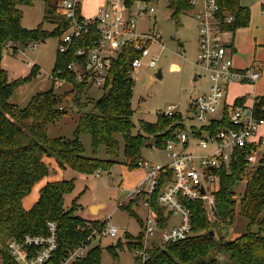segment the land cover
Listing matches in <instances>:
<instances>
[{"label":"trees","instance_id":"1","mask_svg":"<svg viewBox=\"0 0 264 264\" xmlns=\"http://www.w3.org/2000/svg\"><path fill=\"white\" fill-rule=\"evenodd\" d=\"M35 0H0V62L5 48L17 50L31 42L45 41L49 35L59 38L68 27L67 20L59 12L57 0H43L45 3L43 22H55L57 28L48 32L43 22L35 29L23 26L22 5H32ZM132 1V0H131ZM171 9L170 18L179 21L180 16L191 10L189 0H167ZM222 12L234 15L232 27H247L250 24L251 10L242 0H218ZM264 7V6H263ZM80 42L77 41V45ZM135 54L124 49L114 63L112 89L107 88L98 100L86 94L84 83L75 82L76 105L80 107L74 130V137H50L48 127L51 122L66 114L59 106L54 88L36 93L25 107L19 106L12 98L17 86L28 82L32 75L21 80H10L8 72L0 64V261L2 264H18L10 255L8 241L26 234H45L47 222L58 223V251L51 261L62 260L72 248L85 242L90 231L84 227L85 219L76 216L75 206L64 207V196L74 189V179L48 181L40 190V197L31 209L23 206V199L29 195L35 184L49 176L50 165L46 158L53 157L62 169L71 168L82 174L109 170L119 159V140L123 136L125 154L131 167H137L143 159L139 157L140 148L147 138L141 133H133L132 95L134 80L131 77V60ZM76 59L72 51H58L53 73L58 69L69 77L67 65ZM34 65L33 75L38 73ZM86 102L81 103L82 99ZM243 100V99H240ZM92 111H85L88 104ZM264 106L261 97L259 109ZM264 116V110H259ZM180 114L159 115L154 123L140 121V128L152 135L154 144L165 149L167 139L176 137L184 127ZM91 136L94 150L104 146L110 159L87 156L81 136ZM150 139V137H148ZM153 144V143H152ZM150 144V145H152ZM264 161V158H263ZM241 158L232 163L230 169L220 170V180L216 190V217L212 224L200 201L187 200L192 211V234L183 240L160 244L154 242L147 247V258L135 257V264H264V166L245 172ZM246 175V176H244ZM246 180L243 195L237 201L235 185ZM152 196V205L161 218L165 209ZM75 204V203H74ZM245 218L246 230L234 239L224 235L217 236L216 228L231 224L236 206ZM131 211V202L122 204ZM133 212V211H132ZM142 221V220H141ZM143 222V221H142ZM223 224V225H222ZM166 228V218L160 222ZM215 227H214V226ZM212 231L214 234H212ZM128 236V235H127ZM143 233L138 240L128 241L130 246L143 249ZM117 255V252H114ZM223 254V263L219 255ZM102 247L91 246L86 256L72 264H101Z\"/></svg>","mask_w":264,"mask_h":264},{"label":"built area","instance_id":"2","mask_svg":"<svg viewBox=\"0 0 264 264\" xmlns=\"http://www.w3.org/2000/svg\"><path fill=\"white\" fill-rule=\"evenodd\" d=\"M57 1L59 12L68 22L59 38L58 51H72L76 59L67 65L69 77L59 75L64 73L62 69L56 74L52 72L55 86L73 87L79 82L86 88L92 86L105 91L112 85L114 63L124 49L135 54L131 60V77L144 65L158 66V56L151 47L154 44L164 47L161 35L154 26L146 31L139 27L140 17H154L156 8L153 5L144 4L142 0H107L94 16L85 17L81 13V0ZM189 1L199 32L196 64L202 73L197 79L208 76L210 87L190 103L194 119L203 124H192L188 130L181 120L184 127L176 137L167 139L165 149L170 162L154 164L146 159L139 162L144 176L128 200L146 196L144 204L148 215L143 221L144 247L134 252L143 259L147 258L145 251L154 241L156 228L161 229L157 237L160 244L174 243L192 234V211L187 200L200 201L208 218L216 219L215 193L220 170L230 169L239 158L244 162L246 173L259 165L264 166V142L259 136L264 128V116L259 111L264 110V106L258 107L261 97L252 96L250 104L244 99L229 104L225 98L230 83L255 84L262 76L261 69L257 63L244 69L236 67L234 15L222 12L218 0ZM175 109L176 106L168 107L163 114L173 116L177 114ZM155 193L156 201L165 209L162 218L152 205ZM173 215H178L179 220L170 224ZM163 218H166V228L160 225ZM46 227L45 234H26L8 241L10 255L18 264H72L86 256L93 241L121 236V229L108 219L102 223L87 221L84 227H79L90 231L87 240L69 250L62 260L51 261L59 247L58 223L50 220Z\"/></svg>","mask_w":264,"mask_h":264},{"label":"rangeland","instance_id":"3","mask_svg":"<svg viewBox=\"0 0 264 264\" xmlns=\"http://www.w3.org/2000/svg\"><path fill=\"white\" fill-rule=\"evenodd\" d=\"M106 1L81 0L80 8L82 15L85 17L94 16L98 7L104 5ZM142 1H144V4L149 3L153 5L156 8V12L154 13V17H150L149 15L140 17L139 27L141 30L146 31L148 28L154 26L156 31L161 35L164 47L157 44L151 47L152 52L158 56L159 62L157 67L152 68L144 65L143 68L132 73L134 80L132 108L134 111L133 122L135 123L133 133L136 135L141 133L147 138L145 144L140 148V158L149 160L154 164H168L170 158L166 149L162 147L158 148L157 146L152 147L154 144L153 136L142 130L139 123L142 120L154 123L158 120L159 115L167 110L168 107L176 106L175 110L180 114L188 130L192 124H203L194 119L190 103L194 98L209 91L210 80L208 76L195 79L202 72L201 68L196 64L199 32L194 11H186L180 16L179 21H176L170 18L171 9L168 8L167 0ZM243 3L249 4L246 5L252 9L251 22L248 25L252 27L242 31L239 30L245 27L236 29L235 37L243 35L242 39L244 43L251 50L253 48L251 43H255L256 36L253 19L254 21H258L261 18L260 15L264 14V0H243ZM21 8L23 11L22 24L24 27L35 29L43 22L45 8L43 0H35L32 5H22ZM261 19L264 25V16ZM43 27L46 31L52 32L57 28V24L55 22H43ZM251 29H254V33ZM58 44L59 36L52 34L45 41H33L17 50L12 47L5 48L0 64L8 72L10 80H21L32 75L28 82L17 86L13 95L12 100L21 107H25L36 93L54 88V91L58 95L59 106L64 107L67 112L49 124L48 134L50 137L63 136L67 139H72L81 109L76 105V90L70 85L59 88L54 85L52 80L51 74L58 55ZM254 51L256 53L255 46ZM254 58H252V61ZM255 60H259V58L257 57ZM29 61L32 64H29ZM145 63L147 62L145 61ZM34 65L39 69L35 75H33ZM159 70H161L160 77H158ZM247 87V85H242L238 82L231 83L228 87L227 102L233 104L237 100V96L243 94L247 90ZM103 94V89L88 86L86 95L92 100H98ZM84 102L86 100L83 98L81 103ZM92 110L93 105L90 103L85 111ZM117 138L119 140V159H116L117 161L109 170L96 171L93 174L87 175L71 168L62 169L56 159H49L47 162L50 165V173L47 177L50 182L62 179H74V189L64 196V207L66 209L75 206L74 213L76 216L93 223H102L108 219L113 225L121 229V236L117 238H103L100 241L95 240L92 242V246L99 244L102 247L101 264H135L136 255L134 252L136 247L130 246L128 241L138 240V237L144 232L142 221L148 215V208L144 204L146 196L128 200L129 194L134 188H127V186L131 178L142 172L143 169L138 166L131 167L129 159L125 154L123 136L117 134ZM81 140L87 156H94L100 159L111 158L104 146H100L97 151L94 150L90 134L84 133L81 136ZM98 172L100 173L99 176L97 175ZM45 180L43 179L39 182L43 183ZM39 182L36 183L37 193H39L41 188ZM245 187V179L239 180L235 185L236 193L234 198L237 201L243 195ZM37 201L38 199L35 202ZM128 201L131 202L133 212L128 207L122 206V204ZM96 204H103V206L100 209H92L91 206ZM238 206L239 204L236 206L232 223H227L221 229L216 228L217 236L224 235L229 239H234L246 230L247 222L240 214ZM178 220L179 216L173 215L169 223L172 224ZM216 220L217 217L210 221L214 224ZM124 231L126 232L125 236L123 235ZM160 231L161 229L156 228V233L152 238L154 242L158 243L157 237ZM114 252H117V255ZM219 258L223 263L225 262L223 254H220ZM0 264H2L1 261Z\"/></svg>","mask_w":264,"mask_h":264},{"label":"crops","instance_id":"4","mask_svg":"<svg viewBox=\"0 0 264 264\" xmlns=\"http://www.w3.org/2000/svg\"><path fill=\"white\" fill-rule=\"evenodd\" d=\"M242 4L245 6L249 5L247 3H243V0H242ZM249 8H250L251 13H252L251 7H249ZM263 16H264V14L260 15L261 18ZM261 18L258 21H256V20L254 21V19H253V26L255 25L254 29H255L256 36H255V43H251V46L253 45V48L251 50H249L250 47H248V45H246L244 43V41L242 39L243 35H240L239 37H235L236 36V30H235L234 45H233V47H234L233 59H234L235 65L239 69H244L246 67L251 66L254 63H257L258 68L261 69L262 76L255 84H242V83H240L242 85H247L248 87H247V90L243 94L237 96V100L234 103L240 101V99H244L247 101V103L250 104V103H252V96L256 95L257 97L258 96L264 97V39H263V37H264V25H263V21ZM251 27L252 26H247L245 28L242 27L243 29H241L239 31L248 30ZM254 29H251V31L253 33H254ZM254 46H255L256 53L254 51ZM254 57L255 58L258 57L259 60H255ZM252 58H254L253 61H252ZM230 84L227 86V90H226V96H225L226 101H227L228 87L230 86ZM259 136L261 137V140L264 142V128L260 130ZM49 159L53 160L55 158H53V157L46 158V160H49ZM142 178H143V171L131 178V181H130L129 185L127 186V188L128 187L135 188L141 182ZM44 180H45V182H43V183L39 182L41 185V188L48 182V177H45ZM36 185L37 184H35V186L33 187L31 193L23 199V206L26 209H31L33 207L34 203H36L35 201L37 199H39V197H40L41 188L39 190V193H37ZM102 206H103V204H96V205H92L91 207H92V209L93 208H99L100 209ZM92 212H93V210H92Z\"/></svg>","mask_w":264,"mask_h":264},{"label":"water","instance_id":"5","mask_svg":"<svg viewBox=\"0 0 264 264\" xmlns=\"http://www.w3.org/2000/svg\"><path fill=\"white\" fill-rule=\"evenodd\" d=\"M160 76H161V70L158 71V77H160ZM195 79H197V77H196ZM112 85H113V84H112ZM112 85L110 86L109 91L112 89ZM212 234H214L213 231H212Z\"/></svg>","mask_w":264,"mask_h":264}]
</instances>
